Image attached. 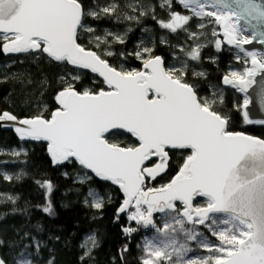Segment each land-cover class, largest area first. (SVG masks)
<instances>
[{"label":"snow or ice","instance_id":"6c2138e0","mask_svg":"<svg viewBox=\"0 0 264 264\" xmlns=\"http://www.w3.org/2000/svg\"><path fill=\"white\" fill-rule=\"evenodd\" d=\"M232 3L235 9L228 0H161L159 6L167 12L168 19H157L154 9L152 18L161 29L186 35V42L174 46L183 58L173 51L172 57L179 63L166 65L163 57L153 54L155 44L141 47V40L135 52L119 54L121 60L134 56L141 62L139 69H133L125 68L123 63L114 66L105 58L115 55L107 50L113 43H126L130 28L123 34L105 29L104 35L90 37L88 43L95 49L106 46L103 54L79 42L82 34L96 32L89 18L111 17L117 11L116 4H93L86 9L83 0H0V49L4 53H31L36 59L45 57L50 63L76 70L59 76L60 87L54 96L57 107L48 116L43 111L25 117L0 111V127H11L21 142V147H14L10 154L26 156L24 143L47 142L53 166L77 165L83 170L84 175H77L75 183L96 178L118 186L124 199L116 218L123 214L131 222L122 231L131 236L139 227H150L166 237L158 242L145 239L140 264H161L163 260L170 264H264V140L230 131V117L215 107L217 102H223L224 91L231 88L243 94L242 119L253 123L248 111L253 99L248 93L256 85V77L264 74V59H259L257 52L246 50L245 46L255 37L242 35L238 22L245 17L264 22V6L255 0ZM177 5L180 11L176 10ZM127 7L139 15L151 8L140 5L139 0ZM209 7L216 10L206 11ZM138 18L126 16L128 20ZM193 20L200 21L198 29L209 23L218 27L209 33L193 32ZM161 43L168 42L161 37ZM259 43L264 45V39ZM208 44L214 45L216 52L224 45L231 46L236 50L234 59L247 65L250 58L251 66L239 70L229 67L220 86L210 85L209 93L201 96L186 77L189 61L200 62L201 50ZM82 70L102 78L107 90L78 88ZM191 75L204 77L206 73L192 69ZM256 95L264 110V84ZM42 107L47 109V105ZM233 107L240 110L239 105ZM113 129L126 131L135 142L120 146L106 136ZM184 149L190 150L189 154L170 182L160 187L146 185V179L154 180L167 169L172 150ZM3 153L0 149V155ZM247 162L253 163L251 169L244 167ZM8 163L17 161H0V165ZM242 171L247 175L241 176ZM2 175L4 180L13 179L7 172ZM35 183L45 190L42 211L55 215L51 202L54 185L48 180ZM197 197L204 198L202 205H194ZM88 198H92L94 208L104 206L105 196L97 189L89 187L85 206ZM5 199L15 203L18 197L5 195ZM154 214L168 218L157 225ZM36 227L41 230L39 225ZM22 239L26 243L17 253L15 264H34L42 241L29 233H24ZM88 239L94 247L95 235ZM190 241L208 255L189 256L193 251ZM90 252L88 248L84 256ZM0 264L6 261L0 258ZM47 264H51V258ZM121 264H125L123 259Z\"/></svg>","mask_w":264,"mask_h":264},{"label":"trees","instance_id":"16d2710c","mask_svg":"<svg viewBox=\"0 0 264 264\" xmlns=\"http://www.w3.org/2000/svg\"><path fill=\"white\" fill-rule=\"evenodd\" d=\"M160 2L161 0H139L140 5L151 6V8L144 9V15H139L138 12L127 7L129 3L135 4L136 0H83L86 9L91 8L93 4L103 6L114 3L118 6L117 11L111 17L89 18V24L96 26L94 35H101L105 29L121 34L131 29L125 37L126 43L112 44L110 49L115 55L105 57L110 64L119 67V62H121L139 69L141 62L134 56H127L126 59L121 60L119 54L135 52L136 45L142 39L147 40L148 34L151 42L153 40L151 47L153 43L155 44L154 55L163 57L166 65L176 61L172 57L173 51H177L174 46L186 42L187 37L183 32L173 34L158 26L157 21L152 18V9L157 19H168L167 12L159 6ZM176 10H181L179 5L176 6ZM129 15L139 18L128 20L126 16ZM198 22L191 21L193 32L199 31L196 27ZM89 36L88 33L82 34L79 42L103 54L106 46L102 45L100 49H95L93 44L88 43ZM161 37H164L168 43L162 44ZM177 55L183 58L182 53L178 51ZM201 56L203 59L193 64H199L198 67L203 69L206 77L194 78L191 70L186 77L190 83L198 85V95L208 93L207 83L220 85L222 75L229 67L237 63L233 52L225 48L216 52L212 46L204 47L201 50ZM4 65L10 66L4 67ZM73 71L76 70L71 66L50 63L45 57L36 59L31 53L7 56L0 49V111L6 110L18 117L30 116L35 112L43 111V114L48 116L57 107L54 96L60 87L57 83L59 76ZM82 72V79L77 83L78 88L87 87L93 91L106 88L97 77L88 72ZM45 80L47 83H44ZM242 98V94L229 88L226 90L223 102L216 108L221 114L230 117L228 126L230 131L264 140V123L249 124L242 119ZM43 105H47L46 110L43 109ZM234 105H239L240 110H234ZM108 138L120 146L131 145L135 142L131 135L122 131H115L109 134ZM14 147L17 149L21 147V142L14 131L0 127V149L4 150V153L0 155V161H17V163L0 165V201H2L0 202V241H2L0 253L6 264H15L18 259L17 253L26 243L22 239L24 233H29L42 241L39 250V264H47L50 258L51 264H121V259L125 264H140L137 239H135L136 236L138 237V232L128 236L122 228L130 225L131 222L124 215H120L118 220L116 218L117 209L123 201V196L117 186L96 178L85 181L83 184L75 183L77 175H84L83 170L77 165L53 166L45 142L24 143L23 147L27 149L26 156H12L10 152ZM189 151L184 149L170 152L167 173L154 183V187L166 185L174 178ZM5 172L11 174L13 179L4 180L2 174ZM65 172L68 174L67 177L63 175ZM17 175L20 176L19 179H16ZM38 180H48L54 185L51 202L55 215H48L42 211L46 196L45 190L35 183ZM89 187L97 189L101 195L105 196V203L101 209L94 208L90 198H88V206H85L84 200ZM109 194L110 202L108 201ZM5 195L18 197V199L12 203L5 199ZM37 225L40 226V231L37 230ZM93 234L96 238L94 247L92 241L88 239ZM82 243H87L85 248L80 247ZM88 248H91V252L84 256ZM82 256H84L83 260H81Z\"/></svg>","mask_w":264,"mask_h":264},{"label":"rangeland","instance_id":"374dc122","mask_svg":"<svg viewBox=\"0 0 264 264\" xmlns=\"http://www.w3.org/2000/svg\"><path fill=\"white\" fill-rule=\"evenodd\" d=\"M216 9H214V8H211V7H209V8H207L206 9V11H215ZM203 20H214V17H212V18H209V17H203L202 18ZM197 22L199 21V20H196ZM200 22V21H199ZM198 22V23H199ZM191 23V22H190ZM91 26H93V25H91ZM94 28L96 27V26H93ZM213 27H218V25H215V24H212V23H209V24H207V26L205 27V28H203V29H199V31H202V32H204V33H209V31H210V29L211 28H213ZM240 32H241V34L242 35H245V36H247L249 39L251 38L250 37V34L246 31V30H242V29H240ZM90 36L89 37H92V35H94V33H88ZM221 34H222V30H221ZM102 35H104V31H103V33L101 34V36ZM110 38L111 37H108V39L110 40ZM148 39L147 40H144V39H142L143 40V44L141 45V47H144V46H148V47H151V44H152V42H153V40H152V42H151V39H150V35L148 34V37H147ZM90 39V38H89ZM112 39V38H111ZM209 46H212V47H214V45H212V44H208V45H206L205 47H209ZM222 48H225V49H227V50H229V51H232L233 53L236 51L235 49H231V46H227V45H224ZM231 49V50H230ZM107 50H111V49H107ZM259 55H258V58L259 59H264V56L262 55V54H260V53H258ZM248 59V63H247V65H245L244 63H243V61L241 60V61H236L237 63L235 64V65H233L231 68L232 69H242L243 67H250L251 66V64H250V58H247ZM173 63H179V61L178 60H176V61H174ZM195 63H197V62H195ZM121 64V62H119V65ZM124 64V63H123ZM170 64H172V63H170ZM189 64H190V67H189V70H188V72L191 70V72H192V69H195V70H197V71H202L201 69H200V67H198L199 66V64H193V62H191V61H189ZM125 65V68H133V67H129V66H127V64H124ZM133 69H136V68H133ZM204 72V71H203ZM192 77H194V78H205L206 77V75L204 76V77H195V76H192ZM208 84V93H209V86L211 85V86H215V87H219L220 85H218L217 83H207ZM197 86V88H196V90L198 89V85H196ZM105 90H107L106 88H104ZM227 89H229V88H227ZM226 89V90H227ZM226 90L224 91V94H223V99H224V97H225V94H226ZM208 93H205V94H202L201 96H203V95H206V94H208ZM209 99H213V97H209ZM215 99H217V101H219V97H216ZM220 104V102H217V104L215 105V107L217 106V105H219ZM108 137V136H107ZM111 140V139H110ZM156 183V182H155ZM146 185H148V186H150V187H154V183H150L149 181H147L146 182ZM164 185V184H163ZM163 185H159L158 187H160V186H163ZM203 199L204 198H198L196 201H195V203H194V205H202L203 204ZM90 202L92 203V198H90ZM178 206H179V203H178ZM168 218V216H166L165 214H158L157 216H155L154 217V222L157 224V225H161L162 223H163V221L165 220V219H167ZM186 227H191V225H187L186 224ZM138 237L136 236L135 237V239H137V250H138V256H139V258H140V261H141V259H142V253H141V246L144 244V242H145V239H149V240H156L157 242L158 241H160V240H164V239H166V237L165 236H163L162 234H157L153 229H151L150 227L149 228H143V227H139L138 228ZM140 233V234H139ZM205 235H207V233H205ZM211 239V238H210ZM211 242L212 243H216V240L215 239H212L211 240ZM85 244H87V243H85ZM189 246L193 249V251H191L188 255L189 256H191V257H197V256H200V257H204V256H206V255H208V253L204 250V249H200V248H197L196 247V244H195V242H189ZM33 256H35L36 254L33 252V253H31ZM39 259H40V257H39ZM39 259H36V260H34V264H39L38 263V260ZM161 264H170V262H168L167 260H163L162 262H161Z\"/></svg>","mask_w":264,"mask_h":264},{"label":"water","instance_id":"95a60500","mask_svg":"<svg viewBox=\"0 0 264 264\" xmlns=\"http://www.w3.org/2000/svg\"><path fill=\"white\" fill-rule=\"evenodd\" d=\"M228 3L232 4V7L235 9L236 6L232 3V0H228ZM255 3L257 5L264 6V0H255ZM238 24H239V29L246 30L250 34V37H251L250 39H253V37H255V39H253V42L251 44L245 46L246 50L255 51V52L260 53L264 56V45H261L259 43V41L261 39H264V36L260 35V33H264V22H257L255 20H251L248 17H245L244 19H241L238 22ZM6 55L10 56V55H21V54L7 53ZM82 71H85V72L92 74L89 70H82ZM92 75L96 77L95 74H92ZM98 79L102 82V78H98ZM256 81H257L256 85L253 86L252 89L250 90V92L248 93V95H250L253 99V103L249 105L248 111H249V119H251L253 121V123H261V122H264V110H261V108H260V105L258 103V97H257L256 93L258 92L261 84H264V74L257 76ZM105 87H106V85H105ZM2 128L4 130L13 131V129L11 127H7V128L2 127ZM115 131H122V132L126 133L127 135H130L124 130L113 129L109 133H107L106 136H108L109 134H111ZM241 134H243V133H241ZM244 135H247V134H244ZM247 136H250V135H247ZM250 137H253V136H250ZM253 138L260 139L257 137H253ZM45 143H47V142H45ZM244 167L251 169L253 167V163L247 162L244 165ZM256 167H259V164H257ZM167 170H168V167L165 171L158 174L154 180L146 179V182L149 181L150 183H155L157 180L162 178L167 173ZM246 175L247 174L245 172H243V171L241 172V176H246ZM108 183H110V182H108ZM121 194H122V191H121ZM122 196H123V194H122ZM198 198H200V197L195 198L193 203H195V201ZM123 199H124V196H123ZM121 215H123V214H121ZM157 215L158 214H154V217ZM0 258H2L1 253H0Z\"/></svg>","mask_w":264,"mask_h":264}]
</instances>
